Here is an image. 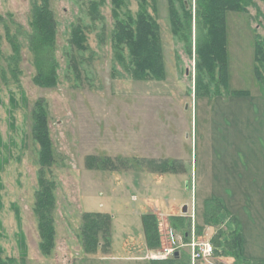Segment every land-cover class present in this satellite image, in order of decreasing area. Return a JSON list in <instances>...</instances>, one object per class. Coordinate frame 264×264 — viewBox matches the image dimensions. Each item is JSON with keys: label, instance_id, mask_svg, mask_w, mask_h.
Returning a JSON list of instances; mask_svg holds the SVG:
<instances>
[{"label": "rangeland", "instance_id": "rangeland-1", "mask_svg": "<svg viewBox=\"0 0 264 264\" xmlns=\"http://www.w3.org/2000/svg\"><path fill=\"white\" fill-rule=\"evenodd\" d=\"M34 3L39 0H0V69L7 79L0 80L1 257L13 258L18 264H190L188 251L182 248L175 250L180 253L177 261L174 257L167 262L149 259L152 255L144 245L142 215L159 212L162 215L155 219L161 245L154 249L155 254L172 248L168 231L175 227L183 245L193 233L196 242L215 247L210 259L195 264H246L239 261L234 248L223 251L220 247L219 240L226 247L229 242L233 246L236 233L223 228L228 219L217 202L207 205L210 226L199 231L193 223L189 229L172 223L170 215H181L187 206L185 214L191 217L194 205L196 222H201V199L214 195L212 189H216V180L209 181L210 173L206 179L210 183H202L203 171L209 172L219 161L232 167L237 146L234 129L251 128L248 114L257 112L264 117V104L255 103L264 100V90L254 77L255 37L264 39L259 15L262 3L253 0L248 13L226 15L227 69L221 77L218 64L202 71L197 68V25L193 20L192 27L185 30L188 42L183 35L173 36L167 0H158L157 13L148 10L160 28L164 75L145 80L134 78L115 57L110 0H50L56 24L55 50L34 60L29 47ZM92 3L99 7L97 19L90 13ZM184 5L189 10V3L184 1ZM126 11L136 14L134 0H129ZM191 11L194 19L193 0ZM78 25L86 38L81 51L71 44L72 31ZM13 36L20 47L15 77L9 73ZM125 57L128 61L126 53ZM50 66H54L56 80L52 88L44 77L43 83L36 81ZM215 90L222 95L200 96L208 91L214 95ZM39 101L46 111L54 158L48 177L56 183L55 239L47 256L39 249L33 213L40 149L31 130L32 113ZM257 121L264 125L263 118ZM223 137L229 142L222 144ZM236 137L241 140L239 149L244 150L248 136ZM104 160L112 165H105ZM194 180L196 189L191 192ZM244 207L249 213V206ZM85 212L109 215V252L84 254L81 228ZM183 231L189 233L187 240Z\"/></svg>", "mask_w": 264, "mask_h": 264}, {"label": "trees", "instance_id": "trees-1", "mask_svg": "<svg viewBox=\"0 0 264 264\" xmlns=\"http://www.w3.org/2000/svg\"><path fill=\"white\" fill-rule=\"evenodd\" d=\"M137 4V12L133 15L126 11L129 0H110L111 14L113 19L112 44L115 57L119 63H124L130 74L136 79L162 78L164 75L162 44L160 39V28L157 20L149 12L152 8L154 14L157 13L158 0H134ZM184 1L189 3V10L186 9ZM195 17L192 19V0H178L177 6L175 0H167L168 17L173 36L183 35L186 42V27H192V20L197 25L196 54L197 68L199 71L206 70L211 64L219 65V74L226 76L227 55L226 54V29L225 18L228 13H248L252 7L253 0H193ZM263 5V13H260L262 24L264 26V0H259ZM90 13L94 19L98 18L99 7L96 3L90 6ZM33 36L29 39L30 51L34 60L39 61V56L50 54L55 50V18L50 7V0H39L32 6ZM8 35V31H6ZM19 42L15 36L10 40L13 57L10 58L9 73L10 76L18 75L17 58H19L20 47L15 44ZM86 38L81 26H76L72 31L71 44L78 50L85 49ZM127 54L128 61L125 57ZM254 77L256 82L264 90V39L255 37L254 43ZM127 65V66H126ZM56 68V67H55ZM45 78L52 88L56 84L54 75V66H50L47 73L40 72L36 77L37 82H42ZM6 81V74L0 69V80ZM200 82V79L197 80ZM228 84H225V92L228 93ZM235 95H244L246 92H231ZM215 90L211 95L209 91L200 95L201 97L220 96ZM32 139L39 146V170L37 174L38 188L35 193L33 213L37 218V229L39 235V249L43 255H50L54 247V211L55 196L54 191L56 183L48 175L50 166L54 162L51 143L47 131L46 111L42 101L36 104L32 113ZM105 161V160H104ZM103 161V162H104ZM105 165H112L108 160ZM167 165V164H166ZM83 224L81 228V246L84 254L92 255L98 251H110V217L109 215L99 213L85 212L83 215ZM156 215H142V229L145 244L148 250L158 249L160 247V233L156 222ZM179 219V221H175ZM174 220V221H172ZM172 223H178L181 227L190 228L183 218H171ZM175 230L177 228L173 227ZM227 231V230H226ZM236 237L232 244L227 247L222 241H218L223 251L226 248H234L236 255L240 254L241 235L236 228L234 232ZM189 233L183 231V239ZM189 236V235H188ZM187 236V237H188ZM214 247V253H215ZM175 255V254H174ZM176 261L177 258L172 259ZM0 264H18L13 258H3L0 255Z\"/></svg>", "mask_w": 264, "mask_h": 264}, {"label": "crops", "instance_id": "crops-1", "mask_svg": "<svg viewBox=\"0 0 264 264\" xmlns=\"http://www.w3.org/2000/svg\"><path fill=\"white\" fill-rule=\"evenodd\" d=\"M259 91L261 90H258V92ZM262 95L263 93L261 96ZM255 103L260 106L264 104V100H257ZM248 118L251 122V128L247 129L240 127L234 129V143L237 145L234 146V154L236 156L234 165L230 168H226L222 162L219 161L215 168L210 166L211 169L209 172L203 171V177H201L202 183H210L206 181L208 173H210L209 181L210 179H212L213 182L216 180L217 184L215 182V191L214 188L212 189V194L214 195L207 196L208 194H206L203 199H201V204L203 205V212L201 214L203 219L201 222L198 224L196 222V206L194 207V205H192L194 209L193 220H191L190 215L185 214L187 210L185 213L181 211V215L171 214L170 218H183L187 224L188 221H190V226L193 223V227L198 231L205 227L208 228L210 225L208 222L207 205L215 201L221 206L222 216L228 219L222 224L223 228L228 232H234L236 228H238L240 232L241 247L239 261L241 260L246 264H264V125L262 127L259 126L257 121L258 118H263L264 120V117L259 116L257 112H255L252 115L248 114ZM236 134H239L240 138L243 135L248 136V142L244 150L239 149L241 140L236 137ZM221 142L223 144V142H229V140L223 137ZM241 168L244 169L243 172H241ZM220 180L222 184L219 183ZM194 185H196L195 180L190 185L191 192L196 189ZM244 204L249 206V213L243 211L246 209ZM150 214L156 216L162 215L159 212H152ZM168 232H172L175 237L180 235L179 231L174 228L170 229ZM187 236L188 235H186V238H188ZM144 245L146 246L145 241ZM252 249L254 251H251ZM181 250H187L190 257L189 249L184 247ZM153 251L155 250L147 249V253L152 255L149 259L154 262H167L166 260L170 257H176L177 260L180 258V253L175 251L173 255L168 258L154 259L153 256H157L158 254H155Z\"/></svg>", "mask_w": 264, "mask_h": 264}, {"label": "built area", "instance_id": "built-area-1", "mask_svg": "<svg viewBox=\"0 0 264 264\" xmlns=\"http://www.w3.org/2000/svg\"><path fill=\"white\" fill-rule=\"evenodd\" d=\"M191 220L194 217L193 206L190 209ZM170 243L173 245L172 248H167L164 250L162 255L153 256L154 259H165L173 255L176 249H181L186 247L189 249L190 253V264H195L197 261H207L214 254V248L211 244L207 242H196L194 234H191V240L188 244L183 245L182 239L175 237L172 232H169Z\"/></svg>", "mask_w": 264, "mask_h": 264}, {"label": "water", "instance_id": "water-1", "mask_svg": "<svg viewBox=\"0 0 264 264\" xmlns=\"http://www.w3.org/2000/svg\"><path fill=\"white\" fill-rule=\"evenodd\" d=\"M186 210H187V207H186V206H184V207H183V209H182V212H183V213H185V212H186Z\"/></svg>", "mask_w": 264, "mask_h": 264}]
</instances>
